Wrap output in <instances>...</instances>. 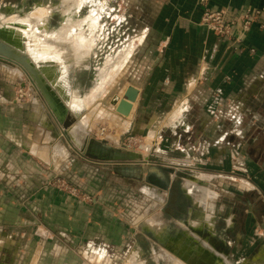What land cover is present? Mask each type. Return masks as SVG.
Instances as JSON below:
<instances>
[{
  "label": "crops",
  "instance_id": "obj_1",
  "mask_svg": "<svg viewBox=\"0 0 264 264\" xmlns=\"http://www.w3.org/2000/svg\"><path fill=\"white\" fill-rule=\"evenodd\" d=\"M143 4L148 10L141 17L130 15V53L120 71L126 73L122 93L133 86L139 94L131 115L120 125L152 142L144 148L155 160L145 164L111 160L102 168L82 157L87 152L112 158L121 149L106 140L96 141L91 113L84 112L108 83L83 96L77 83L80 64L60 50L46 65L54 76L56 94L72 116L68 138L41 98L34 94L28 102H18L11 91L14 83L0 79V195H11L10 191L34 195L31 206L47 223H58L60 231L85 228L88 235L103 231L99 225L104 224V213L97 202L75 206L65 194L41 186L54 172L64 176L71 172L72 162L78 161L86 170L80 186L92 195L138 194L154 199L153 195H184L189 196L192 215L199 209L192 204V195L197 199L216 195L214 203L223 198L244 205V231L254 229L264 238V30L254 26L245 31L238 25L231 38H219L200 25L198 0H143ZM209 4L230 16L246 8H264V0H209ZM118 62L112 64L109 57L98 73L109 72L112 79ZM93 107L101 110L99 105ZM96 111L92 114L96 119L109 114ZM115 119L117 115L111 120ZM222 205L225 209V202ZM215 210L216 204L212 213ZM90 212L94 225L87 228ZM230 212L226 223L233 222L235 214Z\"/></svg>",
  "mask_w": 264,
  "mask_h": 264
},
{
  "label": "rangeland",
  "instance_id": "obj_2",
  "mask_svg": "<svg viewBox=\"0 0 264 264\" xmlns=\"http://www.w3.org/2000/svg\"><path fill=\"white\" fill-rule=\"evenodd\" d=\"M63 1L0 0V14L2 17L5 15L8 17H25L36 12V9L39 10L42 7L50 8L52 12L48 13L47 29L52 32L61 26L63 15L61 9L64 8ZM143 5V0H99L98 6L87 4L81 8L78 14L79 17H85L89 14L91 8H97L96 16L99 19V26L100 28L103 27L100 38L97 33L92 37L93 52L79 63L81 71L78 72L79 76L77 77V83L81 85V89L84 91L83 96L95 90L99 85L108 83L102 93L108 90L104 94L101 93L102 96L100 94L99 98H96L97 100L94 99L90 105L84 108L86 114L91 113V132L92 134L94 133L93 137L96 141L106 140L112 146L119 145L121 149L118 150L121 152L138 154V159L126 161L135 164H141L139 161L149 159L150 151H146L144 146L149 145L150 147L153 144L147 141L144 136L138 134L136 130L130 129L127 131L125 123L122 126L123 129L121 128L120 120L124 117L116 113L113 100L120 98L121 95L124 98L125 91L122 93V90L126 87V78H124L126 73L125 71L122 73L120 71L125 66L130 53V15L137 18L141 17L148 10ZM198 6L201 8L199 4ZM242 10L250 12L262 11L264 15V8H246ZM12 23H19L23 26L18 28H27L26 22L13 21ZM253 25L247 29L241 28L249 31L254 27ZM137 26L141 25L137 24ZM256 27L259 30H264V28ZM13 28L15 29V26ZM16 30L15 32L9 30L7 33L11 34L10 38L16 41H19L18 39L23 40L25 51L32 56L27 41ZM123 33H126V35L123 39H120ZM124 50L125 58L122 67L112 79L109 80V72L98 73L99 68L104 66L109 57L112 58V64H114ZM246 50L250 53L255 52L254 48H246ZM2 63L11 66L9 70L0 66V79L14 83L11 91L16 101L21 103L28 102L36 94L45 103L41 93L33 86L28 75L19 66L0 59V64ZM37 66L39 65L37 64ZM40 66H43V64H40ZM96 68L94 79L90 80L89 77L94 74L92 71ZM95 79L98 81L96 82ZM19 89L25 93L23 98L18 96ZM94 105H99L100 111L109 113L107 118L96 119L97 117L92 115L96 111V107H93ZM100 111H96V114H99ZM115 115H117L118 119L111 120L114 119ZM83 118L85 120V117ZM88 119L89 117H87V124ZM75 123L77 124V120ZM82 157L97 163V166L102 168L108 167L106 162L112 160L108 156L98 158L89 155L87 152L83 153ZM70 170L71 172L65 174V176L62 172H54L55 174L47 177L41 186L50 187L65 194L75 206L83 204L90 207L97 202L99 210L104 213L102 219L104 224L101 223L99 225V227L103 228V231L99 230L96 234L92 232L89 235L86 233L85 228L60 231L58 223H47L41 213L31 206V198L34 195H13L10 191L11 195H0V234L4 236H0L3 238H0V264H123L126 256L133 249L140 251L141 259L145 264H167L166 259L159 258L158 261L154 259V251L157 254L161 253L160 246L152 240L147 230L139 229L141 224L146 221L156 222L162 220L167 224L171 233H174L182 229L177 223L178 220L186 221L192 217L191 219L197 221L202 216L206 217L207 213L212 216L211 225H205L209 228L208 233L210 234L208 236H212V233H214L218 239L226 240L229 244L230 258L228 260V257H226L227 261L224 259L225 262L223 264H264V246L259 250V247L262 244L264 245V238H260L256 230L252 229L248 234L245 231V233H242L241 219L235 228L234 234L229 235L225 231L224 221L231 219L232 214L230 211L233 210L232 213L234 214L235 212L236 214L240 213V203L223 198H220L217 203H214V200H209L214 205L212 208L214 209L216 204L218 209V211L215 210L212 213V210L208 207L207 210H201L198 202L197 205L199 207L196 206L195 202L199 200L197 199L198 195H192L194 198L192 204L200 209H195L194 215H192L191 207L181 206V203L185 202L184 195H161L156 197L153 195L155 199L161 198L156 200L148 198L147 195L138 194L92 195L86 192L79 183L81 179H84L82 174L86 171L85 166L78 161L72 162ZM224 202L226 204L225 209L222 205ZM227 213H229V216L226 215ZM89 214L88 221L84 225L88 224L87 228H91L94 225L93 214L91 212ZM201 229L202 231L204 230V228ZM199 236L201 237L202 235Z\"/></svg>",
  "mask_w": 264,
  "mask_h": 264
},
{
  "label": "bare ground",
  "instance_id": "obj_3",
  "mask_svg": "<svg viewBox=\"0 0 264 264\" xmlns=\"http://www.w3.org/2000/svg\"><path fill=\"white\" fill-rule=\"evenodd\" d=\"M62 3L64 4V8L61 9L63 14L61 26L58 29L53 30L52 32H49L47 29V20L49 16L48 13L52 12L50 8L42 7L39 8V10L36 9V12H34L33 14L31 13L32 15L30 14L29 16L25 17H8L6 15L2 17V15L0 14V27L3 26L11 32H15V30L17 29V33L23 35V39L27 41V45L31 50L32 60L36 62V65H46L49 59L54 60L53 56L55 55V53L61 52L60 50H65L66 52L70 53V55L73 56L75 63L79 64V62H81L85 57L89 56L90 53L93 52L94 44L91 39L95 35V33L99 34V38L101 37L103 27L100 28L99 26V19L96 16L97 8H91L89 14L85 17H79L78 15L83 6H86L87 4L98 6L99 0H64ZM13 21H19L21 23L26 22L27 28H18L17 26H15L14 29V26L12 25ZM54 46L55 48H53ZM124 58L125 57H122V62L121 58H119V62L116 64L115 71H119V69L122 67ZM107 64L108 61L105 62L103 67H105ZM115 71L113 72V74H115ZM95 94L96 92H93V95ZM122 98L123 95H121L118 101L114 103L115 109L117 103ZM133 105L135 106V103H133ZM154 196L156 197L161 195ZM209 198L211 199V201H213L215 196L202 195L201 198L195 202V205L198 206V202L202 207L201 208L198 206L201 210H207V207L210 208V210H213L212 207L214 205L213 203H210V201L208 200ZM191 218H188L186 221H177L179 226L184 229L182 230V237L185 236L188 240H186L184 243H182V241H179L175 246L173 243L167 244L161 241L168 231L167 227L165 226V222H163L162 220L156 222L146 221L141 224L139 229L144 231L147 230L148 233H151L160 243L159 246L161 249V253L157 254L153 250L155 254L154 259L156 261H158L159 258H162L164 260L166 259L167 264H194L180 256L181 254H189V256L198 255L197 261H203L205 258H207L208 262L212 264H223V262H225L224 259H226L227 261L226 254L216 253L214 249H212V245L208 239L211 238L214 233H212V236H208V238L204 239L203 237H200L197 232L190 229V226L196 229H201L204 228L203 226L207 224L211 225V214L207 213L206 217L202 216L197 221ZM123 264H145V262L141 259L140 251L133 249L126 256Z\"/></svg>",
  "mask_w": 264,
  "mask_h": 264
},
{
  "label": "water",
  "instance_id": "obj_4",
  "mask_svg": "<svg viewBox=\"0 0 264 264\" xmlns=\"http://www.w3.org/2000/svg\"><path fill=\"white\" fill-rule=\"evenodd\" d=\"M12 25L23 27L19 23H13ZM7 32L8 30L5 27H0V59L19 66L28 75L33 86L44 98L45 105L52 114L57 125L62 130V134L68 138L69 132L67 130L71 125L70 118H72V116L70 110L65 104H63L62 100L55 92L56 87L53 74L49 72L47 65L37 66L35 64L36 62H34L32 57L25 51L23 42L20 39H18L19 41H16L10 38L11 34H8ZM138 94V89L135 87H127L124 93V98L116 105V113L123 117H128L132 112V104L136 102ZM73 120L76 121V119ZM113 156L112 160L118 162L132 161L139 158L138 154L121 151L115 152ZM151 161H153L152 158L144 159L139 162L145 164L150 163ZM149 235L154 242L160 244L151 233H149Z\"/></svg>",
  "mask_w": 264,
  "mask_h": 264
},
{
  "label": "built area",
  "instance_id": "obj_5",
  "mask_svg": "<svg viewBox=\"0 0 264 264\" xmlns=\"http://www.w3.org/2000/svg\"><path fill=\"white\" fill-rule=\"evenodd\" d=\"M198 4L202 8L200 25L216 37L231 38L233 28L238 25L244 29L251 27L252 24H254L253 26L264 28V15L262 11L250 12L242 10L230 16L223 9L211 8L209 0H198ZM18 92V96L23 98V95H25L23 90L19 89Z\"/></svg>",
  "mask_w": 264,
  "mask_h": 264
},
{
  "label": "flooded vegetation",
  "instance_id": "obj_6",
  "mask_svg": "<svg viewBox=\"0 0 264 264\" xmlns=\"http://www.w3.org/2000/svg\"><path fill=\"white\" fill-rule=\"evenodd\" d=\"M185 198V202L184 203H181V206L183 207V205L187 208V206H189V208H190V200H189V196H188V199H187V197H184ZM170 203V202H169ZM168 203V204H169ZM241 205V211H240V213L239 214H236V212H235V216H234V218L232 219L233 220V222H229V223H226V221H224V223H225V231L229 234V235H232V234H234L235 233V228L237 227V225H238V223H239V220H241L242 219V222H241V224H242V233H245L244 232V222H245V219H246V217H245V215L243 214V209H244V205H242V204H240ZM165 226L167 227V224H165ZM190 229L191 230H194L195 232H197L199 235H202L203 236V238L205 239V237H207L208 238V235H209V233H208V229H204L203 231H202V229H196V228H193V227H191L190 226ZM167 232H166V234H165V236L163 237V240H161V241H163V242H165V243H167V244H169V243H173L174 244V246L175 245H177L178 244V242L179 241H182V243H184L186 240H188L185 236L184 237H182L183 236V231L182 230H184L183 228L182 229H180V230H178V231H176V232H174V233H171V230H169L168 229V227H167ZM246 234H248L247 232H246ZM201 236V237H202ZM250 236V235H249ZM180 237H181V239H180ZM209 240V242L211 243V245H212V249H214V251L216 252V253H225V254H227V257H228V260H229V250H228V247H229V244H228V242L225 240H221V239H218L215 235H213L211 238H209L208 239ZM244 240V239H243ZM245 241V240H244ZM262 246H264L263 244L259 247V250L262 248ZM176 249H177V247H176ZM256 254V253H255ZM181 257H183V258H185V259H187V260H189V262H191V263H196V264H212V263H210V262H208V259L207 258H205V257H203V258H205L203 261L201 260V261H197V258H198V255H190L189 256V254H181L180 255ZM218 258V257H217ZM239 264V263H238Z\"/></svg>",
  "mask_w": 264,
  "mask_h": 264
}]
</instances>
